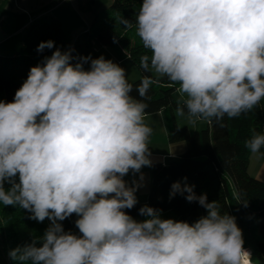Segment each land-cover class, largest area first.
Returning <instances> with one entry per match:
<instances>
[{"label":"clouds","instance_id":"9594fccd","mask_svg":"<svg viewBox=\"0 0 264 264\" xmlns=\"http://www.w3.org/2000/svg\"><path fill=\"white\" fill-rule=\"evenodd\" d=\"M136 26L152 52L141 67L148 71L150 60L157 76L179 83V113L186 109L191 123L236 118L264 99V0H143ZM54 45L42 41L36 50ZM73 51L55 48L30 68L12 102L0 100V203L51 221L41 246L34 239L9 257L19 264H252L236 217L198 196L187 177L171 185L169 199L198 202L207 215L196 222L164 219L148 205L139 209L142 221L124 211L138 203L142 167L152 166L144 101L157 81L144 77L134 98L124 68ZM245 146L261 153L264 134L254 132ZM130 172L140 174L131 185ZM73 213L82 235L58 223Z\"/></svg>","mask_w":264,"mask_h":264},{"label":"trees","instance_id":"16d2710c","mask_svg":"<svg viewBox=\"0 0 264 264\" xmlns=\"http://www.w3.org/2000/svg\"><path fill=\"white\" fill-rule=\"evenodd\" d=\"M80 9L90 8L93 0H77ZM143 0H111L106 9L93 12L88 27L77 34L71 48L72 55L100 57L98 45L115 48L120 59L128 57L136 69L138 77L130 84V93L139 99L135 87L144 77H152L157 82L151 85L145 103L148 107L145 114L158 111L168 113L169 130L167 139L170 143L184 142L185 149L176 158L167 163L156 162L150 167V183L147 193V205L162 210V218L196 222L207 215L206 209L198 202H188L184 196L177 194L169 199L171 185L176 181L195 185V193L199 196L207 194L208 202L217 201L221 211L236 217L238 227L242 230L244 247L250 249L253 264H264V181L248 172V160L251 151L245 146L253 133L264 134V99L251 111L239 117L223 119L210 118L206 126L200 130L190 131L187 126H178L174 118V110L183 106L184 95L175 98L179 83L171 82L167 77L157 76L151 69L145 71L141 67V57L152 52L143 46L137 34L136 17ZM119 16L127 18L131 27L124 25L117 28ZM53 40V49L37 52L42 41ZM62 33L59 21L50 14L34 15L22 30V46L14 55L0 54V100L12 102L15 92L27 79L32 66L40 63L44 56H50L55 48L61 49ZM76 61L74 60L73 63ZM90 65L85 64L87 69ZM185 114L187 111L185 109ZM264 153V148L261 149ZM264 158V154H261ZM10 185L5 184L7 190ZM246 204V206H245ZM138 202L132 209L124 211L131 217H140ZM27 210L15 205L4 206L0 203V250L4 253L12 249L31 244L43 237L49 227L46 223L29 219ZM142 217V216H141ZM79 217L73 213L63 221H58L65 232L79 233L75 221ZM9 259L12 264L19 262ZM31 264V262H24Z\"/></svg>","mask_w":264,"mask_h":264},{"label":"rangeland","instance_id":"374dc122","mask_svg":"<svg viewBox=\"0 0 264 264\" xmlns=\"http://www.w3.org/2000/svg\"><path fill=\"white\" fill-rule=\"evenodd\" d=\"M110 3L111 0H93L90 8L84 7V9H80L77 0H0V54L14 55L18 53L22 46V28L26 25L25 23L29 21L31 15L40 14L44 11L46 12L43 14H50L59 21L62 33L61 50H68L75 39L74 34L84 31L85 27L90 24L93 12L106 9ZM125 19L127 18L123 16L117 18V28H122L125 25L123 23ZM82 26L83 28H78ZM78 29L84 30L80 31ZM98 51L101 52L105 59L112 60L125 69L129 83L138 77V70L133 62L128 57L121 60L115 48H105L98 45ZM179 97L180 93L176 92L175 98L178 99ZM177 113L179 116L178 123L187 125L190 131L202 129L201 127L194 128L187 114L181 116L179 110H177ZM201 120L204 128L207 119ZM248 172L253 177L257 176L264 179V158H262L260 153H250ZM146 198V195H144L139 200L142 206L147 205ZM145 218L140 216L134 219L142 221ZM41 223H46L50 226L51 221L46 218ZM0 264H12L8 254L4 253L2 249L0 250Z\"/></svg>","mask_w":264,"mask_h":264},{"label":"crops","instance_id":"0c3cea01","mask_svg":"<svg viewBox=\"0 0 264 264\" xmlns=\"http://www.w3.org/2000/svg\"><path fill=\"white\" fill-rule=\"evenodd\" d=\"M44 12H46V11H44ZM43 13L34 14V15H41ZM34 15H31V17L29 18V21H27V23H25L26 25L31 21V19ZM83 26L78 27V28H83ZM87 27H85V29ZM23 28H22V30H23ZM78 30L81 31L84 29H78ZM80 31H78V32H80ZM77 34L78 33H75L74 36L76 37ZM101 47H104V46H101ZM99 54L102 56L101 52H99ZM178 99H181V95ZM177 110L178 109L174 110V112H173L175 122L178 126H183V124L181 125V123H178L179 116H178ZM144 122L146 124H148L153 129L152 135L150 136L149 141H148L149 147L151 148V157L150 158L152 160V164L156 163V162L167 163L171 159L176 158L178 155H180L184 151V149H185L184 142L170 143L167 139V134H168V130H169V120H168V113L167 112L162 110V111H158V112H155L152 114H145V121ZM207 122H208V120H207ZM184 126H187V125H184ZM192 126H194V128H197V127L203 128L202 127V126H204L203 121L197 120L195 124L192 123ZM194 130H200V129H194ZM141 172L144 174V180L141 181L142 186L136 192L138 202H140L139 200L144 195H146V197H147L149 183H150V167H147V166L142 167ZM139 175L140 174L137 173L135 176H133V174L130 172L128 175H126L124 177V179L129 185H131V182L133 181V179L139 180ZM255 178L264 181V179H261L260 177L255 176Z\"/></svg>","mask_w":264,"mask_h":264},{"label":"built area","instance_id":"2783aa9c","mask_svg":"<svg viewBox=\"0 0 264 264\" xmlns=\"http://www.w3.org/2000/svg\"><path fill=\"white\" fill-rule=\"evenodd\" d=\"M248 249V248H247ZM248 251L251 253L250 249H248ZM253 264V263H252Z\"/></svg>","mask_w":264,"mask_h":264},{"label":"bare ground","instance_id":"6f19581e","mask_svg":"<svg viewBox=\"0 0 264 264\" xmlns=\"http://www.w3.org/2000/svg\"><path fill=\"white\" fill-rule=\"evenodd\" d=\"M248 250V249H247Z\"/></svg>","mask_w":264,"mask_h":264}]
</instances>
